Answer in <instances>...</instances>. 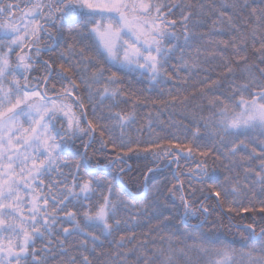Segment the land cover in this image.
<instances>
[{"label": "snow or ice", "instance_id": "6c2138e0", "mask_svg": "<svg viewBox=\"0 0 264 264\" xmlns=\"http://www.w3.org/2000/svg\"><path fill=\"white\" fill-rule=\"evenodd\" d=\"M175 8L180 9L181 32L177 21L169 19ZM209 22L207 32L196 30ZM65 30L72 43L60 51L61 62L41 60L42 52L59 46L57 35L63 38ZM42 37L51 43L42 45ZM202 57L223 62L218 75L232 77L226 91L216 95L224 83L204 77L198 91L182 97L172 89L167 100L141 95L162 83L187 84L181 71L199 70ZM38 61L44 73L31 76ZM133 77L137 83L146 80L148 87L134 88ZM57 80L60 88L52 82ZM197 96L202 102L186 115L203 124L210 146L201 149L199 126L188 143L154 131V124H164L161 111L169 105L173 111L176 106L188 109ZM139 108L161 109L147 113L146 139L143 126L135 138L129 132ZM76 140L82 151L75 148ZM97 142L98 151L107 154L103 165L88 155ZM210 157L223 171L209 168ZM133 158L151 160L142 172V199L159 193V185L149 186V180L165 158L177 166L167 192L173 207L179 202L182 221L199 220L194 228L203 229L213 214L215 209L205 203L211 199L229 220L241 214L264 220V199L258 201V213L253 206L257 194L264 197V0L258 5L253 0H0V264H47L54 242L67 256L60 264H264V226L257 231L255 223L233 225L247 233H241L239 248L236 241L205 231L184 233L183 239L175 233L152 237L151 247L144 240L131 248L126 241L135 240V234H121L110 241L114 251L101 250L127 224L122 210L134 211L128 219L136 223L147 212V205L137 208L125 181L134 171ZM181 159L195 166L181 173ZM101 168H114L115 178L97 176ZM183 176L203 186L196 189L189 182L186 191ZM57 233L82 237L75 245L79 259L65 239L53 240ZM37 240L46 243L38 249Z\"/></svg>", "mask_w": 264, "mask_h": 264}, {"label": "trees", "instance_id": "16d2710c", "mask_svg": "<svg viewBox=\"0 0 264 264\" xmlns=\"http://www.w3.org/2000/svg\"><path fill=\"white\" fill-rule=\"evenodd\" d=\"M175 0H162V2L165 3H172ZM182 3H188L191 2L193 4L198 3H204L208 4L211 2H214L213 0H180ZM17 2H20V0H17ZM254 3L257 5L259 4V0H253ZM169 19H174L177 21L176 25V31L181 32L182 31V25L180 23V9L175 8L172 9V15L169 16ZM211 28V23L209 22L208 26L201 29H196L197 31L201 32H207ZM222 38L228 39V35H224ZM57 40L59 41V46L55 47L52 52H42L41 53V60H54L55 64L58 65L61 61L59 60V54L60 51L66 47L67 43H72L71 38L68 36L67 31L65 30L63 38H61L59 35H57ZM43 44L51 43V41L48 40L47 37H42L41 41ZM195 43L199 44L200 41H195ZM251 55V53H250ZM176 56H179V53L177 52ZM253 59H255L253 57ZM202 60V66L197 71L192 72H184L183 70L180 73L181 77H186L188 80L187 84H183L182 82H177L175 84H160L156 86L151 92L144 91L141 93L142 96L150 97L154 100H167V90L172 89L173 95H180L181 97L183 95L189 94L193 89H196L198 91L199 89V82L203 80L204 77H208L210 80L215 79H221L224 83L225 87L218 90L215 94L219 95L221 91L227 90V83L231 81L232 77H223L218 74L223 72V62L219 59H208L207 61ZM66 63V62H65ZM173 64H179L178 59H173L171 61ZM37 71L31 73V76H40L44 73V66L39 61L36 64ZM75 71V70H74ZM75 79H77V82H79V75L74 76ZM239 79V77H237ZM134 88L138 89H146L148 87L146 80L145 82H136V78L133 77ZM53 83H56L57 88L61 87L60 81H52ZM64 83H67L66 81ZM180 89V93L176 92V89ZM160 89H163L165 94H160ZM84 97L85 104L88 105V93L84 94L83 88L81 89V93ZM98 100V98H97ZM199 97L195 100L190 101L188 109H181L179 106L175 107V110L173 111V106L169 105L167 111H161L159 108L149 109V108H139L138 109V122L131 126L129 129L130 134L135 138L137 133L136 129L140 127H144L143 131V137L146 139L148 137V132L146 129V120H147V113L149 111H152L153 113L156 111H161V120L164 121L163 125H153L154 131L156 133H160L162 136H165L167 138H171L172 136H179L181 143H188L192 141V132L195 131L196 127H200V138L198 139V143L201 146V149L205 146H210V139L207 135V130L203 127V124L196 125L192 122L191 117L186 115L187 111H190L194 108V105L196 103H201ZM109 103L108 101H105L104 104ZM89 106V116L91 117V105ZM103 107V106H101ZM100 111V109H98ZM204 115H207V109L204 111ZM107 122V121H105ZM170 124H173V127H169ZM176 126H179V131L176 130ZM185 127H187L188 131H185ZM84 141H87V137L83 138ZM100 145L99 143H94L92 147L89 149L88 155L91 157V159L96 162L98 161L101 165L107 163V160L105 156L107 154L102 155L98 149ZM193 147H195V144H193ZM75 148L82 151L81 148V141L76 140L75 142ZM65 155H68L65 153ZM69 160L77 159L78 157L75 156H68ZM167 159L160 164L161 170L155 174H153L150 177L149 180V186L151 185H159L160 191L157 194L149 193L148 197L146 199L140 198L143 190H144V182L142 179V172L146 171V166H151V160L150 159H136L133 158L129 161L133 165L134 171L127 174L125 176V181L129 185L130 191L133 193L136 199V205L137 208H141L142 205H147L148 209L147 212H142L141 216L138 217V223L133 222V220L128 219L130 215H134V211H124L122 210L120 213V217L127 220V224L122 225L119 232L114 233V236L111 238H108L105 240V243L101 250H115L114 245L110 242L112 239H119V236L121 234H135L136 239L132 241H126V248H131L135 244H137L139 241L149 240V247H151V239L152 237H159L163 235H170L175 233L176 235L180 236L181 239L184 238V233H191L192 235L196 236L199 235L201 232L210 231V233L219 234L221 237H226L229 240L236 241V247L239 248L241 246V233H243V229L241 228L239 231L233 226L235 224H256L257 231L261 226H264V220L256 214L255 219H253V216L251 214H241L240 216H234L232 220H229L228 216L221 212L219 208L216 207V201L214 199L206 200L205 203L209 205L210 208L215 209L213 211V214L208 217V222L204 225L203 229L194 228L193 225H196L199 223V220L192 219L188 222H184L181 219V213L182 208H179L177 201V206L173 207V201L170 196V194L167 192V188L171 186L172 183H175L173 179V172L176 169L175 164L169 165L167 163ZM209 168H212L214 165L219 168L221 171H223V165L219 161H214V158H209L207 161ZM227 161H224V164H226ZM194 163L189 160L185 161L184 159H181L180 161V172H186L189 168L194 167ZM139 168L141 171H135V169ZM65 171H69V169H65ZM97 176H105L109 180H113L116 175V170L114 168H101L96 171ZM185 182V190L187 191V186L189 182H191L192 187L196 189H200L203 186V183L201 181H197L195 179L189 180L188 176L182 177ZM211 183V181H209ZM200 193L197 192V196L199 197ZM131 199L132 197H128ZM264 199V197H260L259 194H257L256 199L253 202V206L258 210L260 208L259 200ZM156 201H159V203H156ZM249 206V205H245ZM198 207V205H197ZM171 209V210H170ZM162 213L163 215H160ZM62 215V214H61ZM164 217H171L169 221H164ZM200 219H203V215L201 214ZM64 227H70V225L67 222H63ZM133 225H137V230H131ZM159 225V230L157 229V226ZM92 230V229H90ZM99 234V232H97ZM244 236H247V233H243ZM56 238L59 239H65L66 240V247L72 246V254L77 255V259H79L77 249L75 245L77 242L82 239V237L78 235H73L69 237H63L59 233H57L56 237H53V240L55 241ZM46 241L37 240L36 247L39 249L41 248ZM157 244H160V241L156 240ZM188 243H191V241H188ZM164 247H167V243L165 242ZM49 247L52 249V251L47 254V264H60L61 260L67 259V256L63 254L59 248V246L54 242L53 244L49 245ZM91 258V256H90ZM130 259H133V257H129Z\"/></svg>", "mask_w": 264, "mask_h": 264}, {"label": "bare ground", "instance_id": "6f19581e", "mask_svg": "<svg viewBox=\"0 0 264 264\" xmlns=\"http://www.w3.org/2000/svg\"><path fill=\"white\" fill-rule=\"evenodd\" d=\"M214 1V0H213ZM174 2H177V0H175ZM179 3H182L180 0H178ZM84 94H87L86 91H84ZM138 226L137 225H133L131 230H137Z\"/></svg>", "mask_w": 264, "mask_h": 264}]
</instances>
